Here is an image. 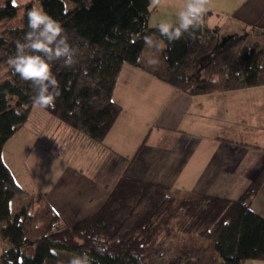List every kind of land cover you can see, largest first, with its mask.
Listing matches in <instances>:
<instances>
[{
    "label": "trees",
    "instance_id": "obj_1",
    "mask_svg": "<svg viewBox=\"0 0 264 264\" xmlns=\"http://www.w3.org/2000/svg\"><path fill=\"white\" fill-rule=\"evenodd\" d=\"M5 2L0 7V264H68L77 254H87L90 264H188L205 251L215 264L264 260V217L251 208L264 168L238 199L119 174L107 183L94 211L66 224L44 193L29 196L12 212V200L27 190L3 154L35 106L33 86L7 63L34 4L59 19L79 48L72 66L54 63L60 95L54 107L42 108L57 119L56 128L70 127L81 146L105 147L122 110L113 94L125 63L191 93L229 90L264 84V43L248 46L244 32L217 47L215 32L204 24L169 43L152 67L137 61L148 53L145 34L162 38L149 21L152 0H30L23 12L12 0ZM215 48L198 78L201 60Z\"/></svg>",
    "mask_w": 264,
    "mask_h": 264
},
{
    "label": "crops",
    "instance_id": "obj_2",
    "mask_svg": "<svg viewBox=\"0 0 264 264\" xmlns=\"http://www.w3.org/2000/svg\"><path fill=\"white\" fill-rule=\"evenodd\" d=\"M184 3L185 0H152L150 24L156 26L162 19L174 21ZM204 3L208 9L205 24L218 40H222L221 36L227 40L248 32V40L254 38V44L264 43V0H204ZM113 99L122 110L105 138V147L79 145L83 152L106 154L105 161L102 156L98 159L104 161L110 177L123 174L132 179L238 199L264 168V84L191 93L125 63ZM76 170L78 174L84 171L80 167ZM83 177L89 185L90 178ZM251 208L264 217V179ZM1 250L0 247V254ZM188 264L215 263L212 253L205 251ZM242 264H264V260L250 258Z\"/></svg>",
    "mask_w": 264,
    "mask_h": 264
},
{
    "label": "rangeland",
    "instance_id": "obj_3",
    "mask_svg": "<svg viewBox=\"0 0 264 264\" xmlns=\"http://www.w3.org/2000/svg\"><path fill=\"white\" fill-rule=\"evenodd\" d=\"M12 1L23 12L24 4L30 0ZM155 18L156 14L152 16V22ZM220 39L222 40H219L217 47L226 41L224 36ZM254 43V38L247 41L250 47ZM215 50L216 48L201 60L198 78L203 76L205 61L212 57ZM57 122L55 117L35 104L29 121L6 142L3 154L17 181L27 190L24 195L12 200V212L16 213L19 206L28 201L29 196L44 193L57 208L61 221L68 224L94 211L106 196L104 186L115 177L106 173V154L81 151L77 135L67 125L56 128ZM99 156L104 161L99 160ZM110 161L109 164L117 165V162ZM78 162L80 166H77ZM114 166L108 167L112 169ZM76 167L84 171L78 174ZM83 176L90 178L87 181L89 185L85 184Z\"/></svg>",
    "mask_w": 264,
    "mask_h": 264
},
{
    "label": "clouds",
    "instance_id": "obj_4",
    "mask_svg": "<svg viewBox=\"0 0 264 264\" xmlns=\"http://www.w3.org/2000/svg\"><path fill=\"white\" fill-rule=\"evenodd\" d=\"M5 0H0V7H6ZM208 9L204 0H185L184 6L178 9L176 19L161 20L157 29L162 38L145 34L143 41L148 49L137 57V61L155 67L160 64V53L165 47L181 39L186 33L194 31L205 24V13ZM15 54L7 58L13 74L29 81L34 88L32 102L41 107H54L60 87L53 65L59 61L64 66L77 62L79 48L69 38L62 22L48 13L43 7L33 5L27 12V31L22 40L15 42ZM264 68V65H261ZM211 83H218V76L213 75ZM68 264H90L87 254L73 255Z\"/></svg>",
    "mask_w": 264,
    "mask_h": 264
}]
</instances>
